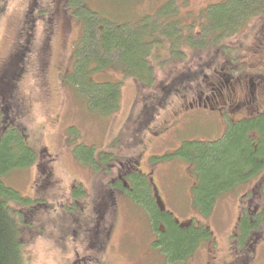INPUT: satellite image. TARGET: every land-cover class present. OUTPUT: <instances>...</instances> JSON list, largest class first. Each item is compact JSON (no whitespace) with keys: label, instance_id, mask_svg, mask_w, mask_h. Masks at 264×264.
Here are the masks:
<instances>
[{"label":"rangeland","instance_id":"obj_1","mask_svg":"<svg viewBox=\"0 0 264 264\" xmlns=\"http://www.w3.org/2000/svg\"><path fill=\"white\" fill-rule=\"evenodd\" d=\"M71 1L79 5L78 0ZM84 1L92 11L110 19L135 21L153 15L171 0ZM173 1L183 7L184 13L195 15L218 0ZM63 7L64 0H0V103L11 99L15 119L26 127L29 144L37 152L33 166L14 170L5 178L6 184L24 200H35L26 207L14 202L13 209L17 212L27 208L32 216L34 210L39 213L33 227L21 225L25 264H243L241 260L247 258L249 264H264V228L256 230V243L247 252L243 247L238 249L235 242L230 243L239 218L240 197L258 195L262 177L225 193L213 214L203 217L192 207L193 189L201 183L196 167L172 156L185 141L221 144L230 120L264 109V85L250 96V77L264 75V17L252 19L244 33L232 40L236 49L227 61H234V65L237 60L231 70L236 79L233 84L221 86L215 81L221 79V63L216 60L222 55L218 53L214 61L207 62L203 82L202 71L197 82H180L181 88L173 89L167 103L150 102V106L158 105L151 121V113L144 107L151 96L147 91L146 98L143 94L140 97L130 77L113 75L123 84L120 110L111 117H99L81 96L69 77L73 52L81 39V20L75 10L64 9V13ZM20 51L24 53L22 61L17 57ZM187 61L190 69H196L198 63L193 55ZM155 68L160 83L169 68L158 62ZM177 75L175 71L166 78ZM105 78L98 77L100 81ZM241 101L243 106H239ZM230 148L232 151L221 157L218 167L228 163L236 152L233 146ZM91 151L96 167L76 156L88 157ZM131 159L144 174L152 176L166 209L182 221L194 218V223L203 222L209 227V242L190 262L167 260L154 246L157 236L145 210L118 189L108 209L107 224L90 230L98 236L112 228L102 249H95L96 237L88 242L85 235L63 240L58 234L66 226L63 214L75 220L93 218L89 215L92 210L86 206L98 209L113 188H120V172L127 170ZM78 191L80 197L75 195ZM23 217L30 220L29 214ZM69 222L70 219L66 221Z\"/></svg>","mask_w":264,"mask_h":264},{"label":"trees","instance_id":"obj_2","mask_svg":"<svg viewBox=\"0 0 264 264\" xmlns=\"http://www.w3.org/2000/svg\"><path fill=\"white\" fill-rule=\"evenodd\" d=\"M78 2L79 5H74L71 0H64L63 7L64 13L65 10H75L82 25L81 39L73 52V68L69 77L96 114L106 118L116 114L122 103L123 81L121 78H114L115 74L121 75L123 79H134L140 97L143 94V98H146L147 91L149 92V105L144 107L145 111L151 113V121L156 116L157 104L167 103L173 89L181 88L180 82L184 79L187 80L183 84L197 82L196 77L202 71L205 76L200 79L201 82L204 81L205 72L208 71L207 62L214 61L218 53L222 55L216 60L221 63V70L218 71L221 73V79L215 78V81L221 86L233 84L236 79L231 75V70L235 68L237 60L234 65V61H227L236 49L232 40L244 33L252 19L264 17V0L213 1L195 15L184 13L183 7L171 0L153 15H144L135 21L110 19L92 11L84 0ZM191 55L198 63L193 70L187 64ZM17 57L22 61L24 53L20 51ZM154 62L169 68L160 83H157ZM22 69L20 68V72ZM175 71L178 73L176 78H166ZM100 76L106 77L105 80L100 81ZM239 78L241 76L237 80ZM250 84V96L253 97L256 90L264 85V75L250 77ZM10 85L6 87L9 88ZM4 100L0 103V264H25L26 245L21 225L33 227L38 222L35 218H39V213L34 210L32 216L27 208L17 212L13 209L14 202L26 207L35 200H24L19 192L6 184L5 178L14 170L33 166L37 160V152L29 144L26 127L15 119L16 113L12 109L11 99ZM153 100H156L157 104L150 106ZM223 137L224 142L216 145L215 142L185 141L172 156L189 161L196 167L201 183L196 190L193 189L192 207L203 217L213 214L225 193L235 190L251 179L262 177L257 185L258 195L240 197V210L244 212L240 214L241 218H238L237 223L240 234L234 235V238H238L242 247L246 246L248 250L256 241V230L264 228V109L251 116L230 120ZM231 146L236 152L228 163L218 167L221 157L232 151ZM76 156L94 163L95 167L98 165L92 151L88 157H82L78 153ZM127 164V170L120 172V188L116 186L106 195L107 204L94 209L95 213L89 214L93 217L91 220L85 217L78 219L85 223L92 222L93 225L107 224L108 209L113 204L112 200L115 201L113 197L115 189H118L124 197L132 199L145 210L151 229L157 236L154 246L160 248L167 260L173 263L190 262L197 256L202 245L209 242V227L203 222L194 223V218L189 221L177 218L166 209L155 183L148 178L150 175L139 169L136 160H128ZM75 195L80 197V191ZM251 200L252 203H258L251 205ZM255 206L258 211L254 210V213L252 208ZM25 214H29L30 220L23 217ZM62 219L66 226L58 232L61 238L64 240L76 237L79 232L74 231L77 227L75 219L67 214H63ZM68 219L70 222L66 223ZM110 231L111 229H105L104 233L98 236L84 234L85 240L90 242L96 237L95 249L100 250L103 242L108 240Z\"/></svg>","mask_w":264,"mask_h":264},{"label":"flooded vegetation","instance_id":"obj_3","mask_svg":"<svg viewBox=\"0 0 264 264\" xmlns=\"http://www.w3.org/2000/svg\"><path fill=\"white\" fill-rule=\"evenodd\" d=\"M248 94V93H247ZM240 105H244V103H243V101H241L240 103H239V106ZM247 116H249V115H247ZM146 175H148V173L146 174ZM148 178H149V180L150 181H153L154 182V179L152 178V176L150 175V176H148ZM155 183V182H154ZM155 186H156V189L158 190V188H157V185L155 184ZM158 192H159V190H158ZM104 203L105 204H107V197H106V200H105V202H103V203H101L100 204V206L98 207V208H100L102 205H104ZM112 203H113V200H112ZM250 204L252 205V200L250 201ZM242 205V204H241ZM89 210H92L91 211V213L93 214V213H95V211H93L94 209H93V207H92V209H90V207H89V205H87L86 206ZM86 207H84L83 206V208L84 209H86ZM106 207V206H105ZM241 209V208H240ZM253 209V211L252 212H256V211H254V210H257L258 208L255 206L254 208H252ZM258 211V210H257ZM242 212H244V211H239V217H240V214L242 213ZM252 212H250L251 214H252ZM241 218V217H240ZM75 225L77 226V227H75L74 228V231H77V232H79V236L80 237H84V234H88V232L90 233V232H92V231H90V230H93V228H91L92 226L93 227H96V228H98L99 227V225L100 224H102L103 225V223H98V224H96V225H92V222H89V223H85V222H81L80 221V219H76L75 220ZM85 223V224H84ZM238 223V222H237ZM85 228V229H84ZM112 229V228H111ZM233 234H232V240H231V244H234V242H235V244H236V246H237V248L238 249H240V247H242V246H240L241 244H240V240L237 238V239H235L234 238V235H236V236H239V234H240V227L238 226V224H236L235 226H234V229H233ZM95 232H97V230L95 231ZM93 234V233H92ZM89 235H91V233L89 234ZM88 235V236H89ZM110 235H111V231L109 232V234H108V238H110ZM76 236H78V235H76ZM235 239V240H234ZM254 243H256V241L254 242ZM253 243V244H254ZM253 244H251L250 246H252ZM250 246L248 247V250L250 249ZM244 248V250H245V252H247L248 250L246 249V246L245 247H243ZM247 254V253H246ZM244 255V254H243ZM196 257V256H195ZM194 257V258H195ZM78 261H79V259L76 261L77 263H78ZM232 261V260H231ZM242 262H244L243 264H249V258H247V259H243V260H241ZM75 262V263H76Z\"/></svg>","mask_w":264,"mask_h":264}]
</instances>
